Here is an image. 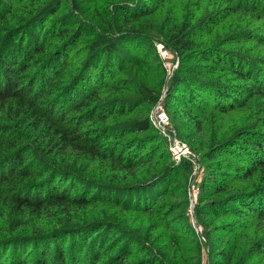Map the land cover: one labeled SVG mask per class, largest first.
<instances>
[{
	"label": "trees",
	"instance_id": "obj_1",
	"mask_svg": "<svg viewBox=\"0 0 264 264\" xmlns=\"http://www.w3.org/2000/svg\"><path fill=\"white\" fill-rule=\"evenodd\" d=\"M171 1L0 0V264H264V0L160 19ZM151 32L179 58L165 107L204 168L200 233L194 162L150 117Z\"/></svg>",
	"mask_w": 264,
	"mask_h": 264
},
{
	"label": "rangeland",
	"instance_id": "obj_2",
	"mask_svg": "<svg viewBox=\"0 0 264 264\" xmlns=\"http://www.w3.org/2000/svg\"><path fill=\"white\" fill-rule=\"evenodd\" d=\"M81 1V0H79ZM201 0H172L163 11V15L160 19L165 20L170 14H179L183 17V20L188 18L189 15L193 14L198 6V3ZM216 0H210V4L208 5L207 9H205L204 14L208 11L211 12L210 15L215 14L217 11H213L215 9ZM80 7V5L78 4ZM203 14V16H204ZM82 17H85L83 13H81ZM217 21L218 28L210 36L209 40H206V43H212L214 41L222 42L223 39L232 32L233 26L236 22L232 20H227L226 22H219ZM242 27H245V23L241 24ZM149 38L152 40L151 43L148 45L145 43L141 45V42H136L139 45L140 53L137 55L143 59L146 63V73L145 71L142 72L144 76L143 80L145 83L150 82L156 83L160 81L161 73L165 71L167 78L165 84L161 87L160 91L162 92V97L159 103L153 108L152 112L150 113V117L152 120L153 125L158 129L159 133L163 136V143L166 149H168L174 161L181 162L183 159H187L194 162V169L190 175L189 180V200L190 205L188 208L187 217L190 220L192 227L195 229L197 233L201 232V228L197 225L195 216H194V208L195 204L199 199V187L200 181L203 176L204 168H202V164L199 162L197 156H195V151L191 148L187 141V137L189 135V131L185 130L183 127L182 120L175 116L174 110L171 113L165 107V97L166 92L168 89V85L171 82V78L173 76L174 71L179 66V58L177 53L172 51L164 42L163 36L158 34L157 32H151ZM202 37L208 38V36L203 35ZM169 75V76H168ZM164 115V121L168 120L167 124L162 123L160 120V115ZM232 122L236 125H240L242 121L240 117L235 116L232 117ZM179 131V132H178ZM180 133V134H179ZM203 241H205L202 238ZM209 250L206 249V252L203 257V264H210V254Z\"/></svg>",
	"mask_w": 264,
	"mask_h": 264
},
{
	"label": "built area",
	"instance_id": "obj_3",
	"mask_svg": "<svg viewBox=\"0 0 264 264\" xmlns=\"http://www.w3.org/2000/svg\"><path fill=\"white\" fill-rule=\"evenodd\" d=\"M160 120L162 121V123L164 124H167L168 123V120L167 121H164V115H160Z\"/></svg>",
	"mask_w": 264,
	"mask_h": 264
}]
</instances>
